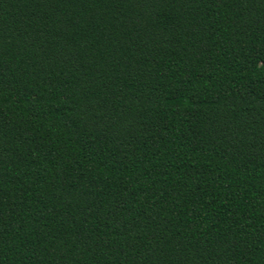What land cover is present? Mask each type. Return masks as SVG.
Wrapping results in <instances>:
<instances>
[{"label":"trees","instance_id":"1","mask_svg":"<svg viewBox=\"0 0 264 264\" xmlns=\"http://www.w3.org/2000/svg\"><path fill=\"white\" fill-rule=\"evenodd\" d=\"M0 264H264V0H0Z\"/></svg>","mask_w":264,"mask_h":264}]
</instances>
